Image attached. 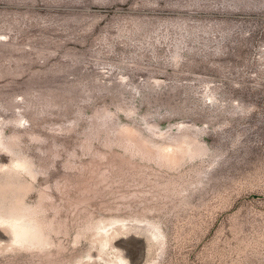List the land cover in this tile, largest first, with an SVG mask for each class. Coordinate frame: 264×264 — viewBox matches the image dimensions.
<instances>
[{
	"label": "rangeland",
	"instance_id": "obj_1",
	"mask_svg": "<svg viewBox=\"0 0 264 264\" xmlns=\"http://www.w3.org/2000/svg\"><path fill=\"white\" fill-rule=\"evenodd\" d=\"M0 37V209L41 239L0 264H264V0H0Z\"/></svg>",
	"mask_w": 264,
	"mask_h": 264
},
{
	"label": "bare ground",
	"instance_id": "obj_2",
	"mask_svg": "<svg viewBox=\"0 0 264 264\" xmlns=\"http://www.w3.org/2000/svg\"><path fill=\"white\" fill-rule=\"evenodd\" d=\"M2 39L3 38L0 37V40ZM4 143H5L4 136L0 130V146L8 150L9 147L7 146V144L4 145ZM164 152L169 157L176 158L177 156L183 153L192 154L193 152H195V148L193 146L190 147L187 143L184 142V139H183L176 147H174V149H171V150L165 149ZM1 168H2L3 173L6 176H8L7 179L11 178L12 175H15L16 177L17 176L20 177L22 175L23 170H26V171L29 170L28 169L29 167H27V161L20 160V159H16L15 161H12L11 164L2 165ZM9 190H10L9 184L7 183V186L3 187L0 191L4 193L1 196L3 197V199L7 198L6 193L9 192ZM12 192L14 191L12 190ZM22 202H23L22 197L15 196L14 202L10 205V207L6 209H0V231L2 232L4 231V233H6L5 238H1L2 236L0 235L1 236L0 244L10 245V246H15V247L25 246V247H29L33 249L37 246V242L41 240L37 232L38 224H37V219L35 218L36 211L35 210H25V207L22 206ZM144 224L142 223L139 225L138 224L135 225V224H130L125 221H114L112 226H107L104 224L101 225V227L97 230V235L99 236L100 241L103 245H109L110 234H111L110 230L115 229V231L118 232L116 227L122 230L138 228V230H140V232L142 233V235L145 237V239L148 242H150L151 244L160 245L162 242L160 230L157 229L155 224L152 222H148V224L146 223ZM111 247L114 248L116 251V254H115L116 261L119 264H128L124 256L120 254V251L117 248H115L114 245H111ZM90 260L95 261L93 256H90Z\"/></svg>",
	"mask_w": 264,
	"mask_h": 264
}]
</instances>
